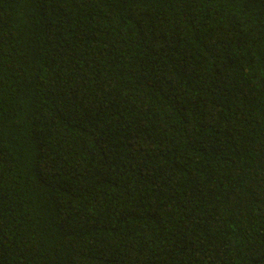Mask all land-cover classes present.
<instances>
[{
	"label": "trees",
	"instance_id": "1",
	"mask_svg": "<svg viewBox=\"0 0 264 264\" xmlns=\"http://www.w3.org/2000/svg\"><path fill=\"white\" fill-rule=\"evenodd\" d=\"M0 264H264V0H0Z\"/></svg>",
	"mask_w": 264,
	"mask_h": 264
}]
</instances>
